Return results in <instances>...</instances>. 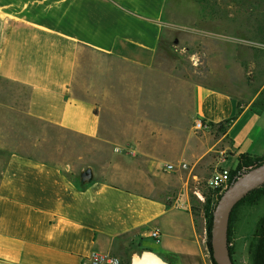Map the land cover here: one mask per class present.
Here are the masks:
<instances>
[{
	"label": "crops",
	"instance_id": "1",
	"mask_svg": "<svg viewBox=\"0 0 264 264\" xmlns=\"http://www.w3.org/2000/svg\"><path fill=\"white\" fill-rule=\"evenodd\" d=\"M167 2L0 0V81L28 93L20 107L0 99V264H83L94 251H120L123 241L134 244L131 260L149 250L169 264H213L206 219L194 208L215 170L236 168L241 154L264 157L260 91L243 98L187 82L132 112L108 107L114 91L97 102L73 90L87 50L169 76L151 62ZM224 2L246 20L244 0ZM17 114L89 138L96 149L72 153L68 142L32 140L25 151L16 137L7 143L1 135L17 129L10 119ZM191 116L212 125L195 130ZM88 168L93 178L82 181ZM235 236L243 254L245 241Z\"/></svg>",
	"mask_w": 264,
	"mask_h": 264
},
{
	"label": "rangeland",
	"instance_id": "2",
	"mask_svg": "<svg viewBox=\"0 0 264 264\" xmlns=\"http://www.w3.org/2000/svg\"><path fill=\"white\" fill-rule=\"evenodd\" d=\"M227 4L224 0H168L164 16L167 27L159 49L151 55V62L154 68L161 69L159 72L165 71L169 76H149L140 67H129L87 50L81 53L78 61L74 93L98 102L103 94L114 91V99H111L113 96L110 93L105 98L108 107L118 104L132 112L139 107L154 105L165 94L183 90L187 82L225 89L243 98L252 97L260 91V96L264 98V0H244L242 13L246 15V20L239 19L240 10L235 13V18L230 11H225L224 5ZM241 22H245V28L240 26ZM1 92L9 97L5 99L0 96L4 103H15L19 107L22 106L19 100L24 102L28 96L26 89H15L2 81ZM197 118L191 116L193 127ZM10 119L13 128L16 126L17 129L3 131L1 135L7 143L14 142L13 137H16L25 151L31 149L32 140L47 141L52 145L68 142L71 144L68 150L72 153L96 149L89 138L47 126L19 114L11 115ZM229 163L225 164L226 167ZM201 189L202 192H208L213 188L202 184ZM199 199L201 203L195 208L197 213L202 211L205 197ZM263 214V202L258 205L243 204L236 211L231 225V240L236 237L235 233H241L245 241L243 254H238L233 244L236 264H252L248 245L256 223ZM120 244L121 250L113 253L125 263L131 262L134 244H127L126 241Z\"/></svg>",
	"mask_w": 264,
	"mask_h": 264
},
{
	"label": "water",
	"instance_id": "3",
	"mask_svg": "<svg viewBox=\"0 0 264 264\" xmlns=\"http://www.w3.org/2000/svg\"><path fill=\"white\" fill-rule=\"evenodd\" d=\"M93 178L91 168L81 173V180ZM264 184V161L255 165L234 181L218 199L212 221L211 243L213 258L217 264H235L229 248L230 217L235 206L251 191ZM131 264H169L159 254L143 250L138 257H133Z\"/></svg>",
	"mask_w": 264,
	"mask_h": 264
},
{
	"label": "trees",
	"instance_id": "4",
	"mask_svg": "<svg viewBox=\"0 0 264 264\" xmlns=\"http://www.w3.org/2000/svg\"><path fill=\"white\" fill-rule=\"evenodd\" d=\"M261 105H262L261 108H264V102L261 103ZM226 122L227 124H230L232 123V120H227ZM210 125L212 124L208 123V126ZM220 127H225V124L224 123L220 124ZM263 161H264V157H253L250 154H241L236 168L231 169V178H233L235 175H237L240 172H244L245 170H248L249 168L262 163ZM203 195L205 197V201L201 206V210L206 219L207 246L211 256L212 263L217 264L215 259L213 258L211 229H212L213 214L221 194L218 193L217 190L212 189L208 192L204 191ZM261 202L264 203V184L251 191L244 199H242L235 206V208L231 213L230 224H229V244H230L229 248L234 263H235L234 246L231 242L232 240L230 234H231L232 221L234 219L236 211L243 204L250 203V204L258 205ZM194 210L196 212L195 208ZM248 253L252 264H264V214L258 219L256 223V227L251 235L250 242L248 245ZM124 264H130V261L128 263L124 262Z\"/></svg>",
	"mask_w": 264,
	"mask_h": 264
},
{
	"label": "built area",
	"instance_id": "5",
	"mask_svg": "<svg viewBox=\"0 0 264 264\" xmlns=\"http://www.w3.org/2000/svg\"><path fill=\"white\" fill-rule=\"evenodd\" d=\"M208 127V122L201 118L196 119L194 128L196 130H205ZM168 169H173V164H167ZM243 173H238L231 178V169L219 168L211 175L208 181L209 187L222 194L234 181H236ZM151 237L157 240L160 237L158 230L151 232ZM83 264H124L123 259L109 252L94 251L91 255L83 260Z\"/></svg>",
	"mask_w": 264,
	"mask_h": 264
}]
</instances>
